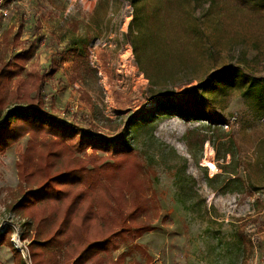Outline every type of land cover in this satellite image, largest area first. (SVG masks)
Returning <instances> with one entry per match:
<instances>
[{
  "label": "rangeland",
  "instance_id": "374dc122",
  "mask_svg": "<svg viewBox=\"0 0 264 264\" xmlns=\"http://www.w3.org/2000/svg\"><path fill=\"white\" fill-rule=\"evenodd\" d=\"M210 5L207 17L188 18L178 29L198 80L168 89L175 104L214 121L186 120L171 111L138 127L133 119L158 111L166 91L150 85L124 40L133 13L127 2L0 0V59L7 62L22 51V42L37 29L44 35L22 78L58 68L45 80L43 110L83 131L71 148L73 157L88 162L87 169L94 159L116 172L108 184L122 190L129 207L123 214L139 208L137 221L122 227L132 230L107 248L83 255L90 241L78 249L72 241L68 248L46 245L48 264L259 262L264 247V0H210ZM184 9L196 18L202 13L189 3ZM193 29L201 38L198 44L191 41ZM204 40L212 45L210 61ZM76 49L89 56L90 71L73 81ZM229 66L232 81L221 82L213 93L196 88L206 73ZM81 137L85 143L106 141V149L80 151L74 144ZM28 140L0 154V228L10 222L22 229L35 264L33 245L41 241L37 223L17 209L25 193L38 188H24L19 179L17 161ZM123 140L129 148L120 154ZM119 164L122 171L115 169ZM145 228L150 230L142 233ZM0 264H26L8 230L0 235Z\"/></svg>",
  "mask_w": 264,
  "mask_h": 264
},
{
  "label": "trees",
  "instance_id": "16d2710c",
  "mask_svg": "<svg viewBox=\"0 0 264 264\" xmlns=\"http://www.w3.org/2000/svg\"><path fill=\"white\" fill-rule=\"evenodd\" d=\"M123 1L133 10L124 40L131 45L137 66L150 85L166 91L161 92L166 101L158 111L138 116L132 124L140 127L159 113L171 111H179L186 120L201 118L213 122L211 117L195 115L183 105L175 104L170 99L173 91L170 94L168 89L174 90L178 85L198 80L193 74L195 61L186 50L183 33L178 29L183 28L188 18L199 20L207 17L210 0ZM184 3L193 5L196 10L201 8L200 16L196 18V15L189 14L184 9ZM190 32L192 43L198 44L201 38L197 30ZM39 35L37 29L31 38L22 42L25 45L22 51L7 62L0 59V154H5L9 148L29 136L27 147L17 161V168L22 187L38 188L26 192L17 209L37 223L41 241L33 245L35 264H48L44 253L46 245L60 244L68 248L72 241L73 247L78 249L79 244L90 241L83 255L107 248L114 238L132 230L122 227L127 226L128 222L137 221L139 208L128 216L123 214L128 205L123 202L122 190L108 184L116 178V172L106 171V165L98 164L94 159L91 169H87L88 162L73 157L71 148V141L78 135L83 136V131L66 125L43 110L45 80L54 76L58 68L52 65L44 74L31 72L26 79L22 78L27 63L43 41L44 35ZM20 37L21 33L15 36L16 42ZM204 42L205 55L210 61L212 45ZM76 51L73 81L90 71L89 56L80 54L78 49ZM233 78L232 68L225 67L218 72L206 73L203 79H199L196 88L213 93L221 82H230ZM13 81L17 83L14 85ZM83 137L78 144H74L80 151L89 146L106 149V141L88 140L85 143ZM119 144L117 152L120 154L129 148L124 140ZM115 169L122 171L121 164ZM119 175L121 178L122 174ZM147 230L150 228L143 229L142 233ZM79 259H82L81 256L76 263Z\"/></svg>",
  "mask_w": 264,
  "mask_h": 264
},
{
  "label": "built area",
  "instance_id": "2783aa9c",
  "mask_svg": "<svg viewBox=\"0 0 264 264\" xmlns=\"http://www.w3.org/2000/svg\"><path fill=\"white\" fill-rule=\"evenodd\" d=\"M7 230L10 234V241L13 247L15 248V250L21 253L26 264H33L29 245L27 244V241L24 240L22 236L23 235L22 229L19 228L17 225L7 222L0 228V235L6 233ZM257 264H264V247L262 250L261 258Z\"/></svg>",
  "mask_w": 264,
  "mask_h": 264
},
{
  "label": "bare ground",
  "instance_id": "6f19581e",
  "mask_svg": "<svg viewBox=\"0 0 264 264\" xmlns=\"http://www.w3.org/2000/svg\"><path fill=\"white\" fill-rule=\"evenodd\" d=\"M210 166H211V168H212V171H213L214 173H217V172H218V168H217V166H216V165H214V164H211Z\"/></svg>",
  "mask_w": 264,
  "mask_h": 264
}]
</instances>
